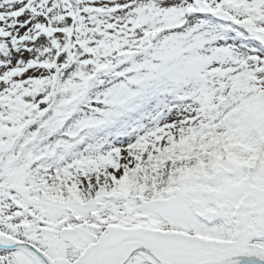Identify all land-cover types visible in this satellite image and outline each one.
<instances>
[{
	"label": "snow or ice",
	"instance_id": "1",
	"mask_svg": "<svg viewBox=\"0 0 264 264\" xmlns=\"http://www.w3.org/2000/svg\"><path fill=\"white\" fill-rule=\"evenodd\" d=\"M0 264H264V0H0Z\"/></svg>",
	"mask_w": 264,
	"mask_h": 264
}]
</instances>
